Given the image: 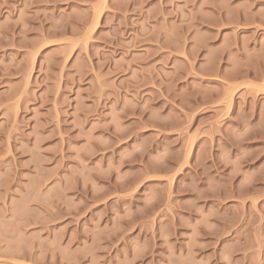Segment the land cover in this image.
Segmentation results:
<instances>
[{
    "label": "rangeland",
    "instance_id": "obj_1",
    "mask_svg": "<svg viewBox=\"0 0 264 264\" xmlns=\"http://www.w3.org/2000/svg\"><path fill=\"white\" fill-rule=\"evenodd\" d=\"M0 264H264V0H0Z\"/></svg>",
    "mask_w": 264,
    "mask_h": 264
}]
</instances>
